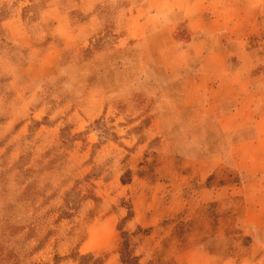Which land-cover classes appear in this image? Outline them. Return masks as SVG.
<instances>
[{
	"label": "rangeland",
	"instance_id": "rangeland-1",
	"mask_svg": "<svg viewBox=\"0 0 264 264\" xmlns=\"http://www.w3.org/2000/svg\"><path fill=\"white\" fill-rule=\"evenodd\" d=\"M0 264H264V0H0Z\"/></svg>",
	"mask_w": 264,
	"mask_h": 264
},
{
	"label": "crops",
	"instance_id": "crops-1",
	"mask_svg": "<svg viewBox=\"0 0 264 264\" xmlns=\"http://www.w3.org/2000/svg\"><path fill=\"white\" fill-rule=\"evenodd\" d=\"M215 52V54L218 56V57H220V53L218 52V51H214ZM227 73V75H229V76H231V80H230V82H238L240 79L237 77V72H236V70H233V71H227L226 72ZM225 84H227L226 82H225ZM246 120H249V122H250V124H251V126H253L254 127V125H255V120H254V116L252 115V116H250L249 117V119H246ZM254 135H255V137L254 138H252L253 139V141H254V148H255V152H257V150H259L257 147H258V144H259V142H258V137H257V134H256V132H254ZM259 163V162H258ZM263 169V168H262Z\"/></svg>",
	"mask_w": 264,
	"mask_h": 264
}]
</instances>
